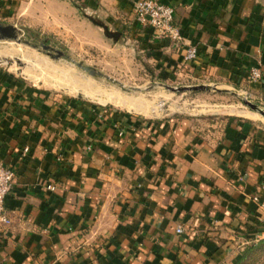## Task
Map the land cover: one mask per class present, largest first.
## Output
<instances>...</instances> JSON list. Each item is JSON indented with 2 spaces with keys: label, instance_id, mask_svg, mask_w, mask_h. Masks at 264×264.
<instances>
[{
  "label": "crops",
  "instance_id": "obj_1",
  "mask_svg": "<svg viewBox=\"0 0 264 264\" xmlns=\"http://www.w3.org/2000/svg\"><path fill=\"white\" fill-rule=\"evenodd\" d=\"M163 1L196 59L140 24L135 0H0V20L17 14L77 32L86 20L125 25L161 77L188 75L264 102V0ZM254 66L260 79L249 76ZM0 162L16 172L0 264H234L264 241L258 121L141 116L0 67Z\"/></svg>",
  "mask_w": 264,
  "mask_h": 264
},
{
  "label": "rangeland",
  "instance_id": "obj_2",
  "mask_svg": "<svg viewBox=\"0 0 264 264\" xmlns=\"http://www.w3.org/2000/svg\"><path fill=\"white\" fill-rule=\"evenodd\" d=\"M95 18L100 23H104L97 16ZM0 22L15 24L20 38V41L15 38L0 39V57L2 58L0 67L16 72L37 88L68 96H80L97 104H105L147 117L189 115L196 117L198 122L205 126H219L232 117L246 118L264 124V119L249 115L257 111H254L244 98L264 107L263 100L249 91L233 86L227 89L197 90L169 88L167 85L180 86L209 82L188 75L161 77L145 51L141 50L138 42L131 38V28L125 25L111 27L102 24V26L86 20L82 29L77 32L72 28L50 29L30 25L27 19L17 14ZM43 44L49 46L44 48ZM9 60H11L10 65ZM86 66L97 73H91L85 68ZM45 76L73 85H75L73 81L75 82L76 76L89 80L99 88V91L94 93L98 99L81 95L68 87L53 84L54 82ZM217 85L224 88V85L220 83ZM113 95L130 99L141 98L150 103L155 111L139 112L119 105L113 99L115 98ZM258 246L261 248L257 251L249 249L244 253L243 258L234 264H264V241L259 242Z\"/></svg>",
  "mask_w": 264,
  "mask_h": 264
},
{
  "label": "built area",
  "instance_id": "obj_3",
  "mask_svg": "<svg viewBox=\"0 0 264 264\" xmlns=\"http://www.w3.org/2000/svg\"><path fill=\"white\" fill-rule=\"evenodd\" d=\"M134 14L136 20L142 25L151 26L160 37H168L176 44H186L184 57L186 60H194L198 56V47L196 44L185 41L180 26L175 22V8L172 4L163 0H135ZM252 80L260 79L263 71L260 66L252 67L250 74ZM29 146L24 147L27 151ZM16 172L14 168L0 162V220L9 223L11 217L6 208V197L13 188ZM55 184H49L48 188L54 189ZM254 199L259 201L264 208V202H261L258 194ZM264 221V220H263ZM178 231H183V226H178Z\"/></svg>",
  "mask_w": 264,
  "mask_h": 264
},
{
  "label": "bare ground",
  "instance_id": "obj_4",
  "mask_svg": "<svg viewBox=\"0 0 264 264\" xmlns=\"http://www.w3.org/2000/svg\"><path fill=\"white\" fill-rule=\"evenodd\" d=\"M57 72H59V71H57ZM45 77L48 78V80L54 82L53 84L60 85L62 87H68L69 89H72L74 91H78V93H81V94H83L85 96H90L93 99H98V98H96L97 96L95 97L94 93L99 91L98 90L99 88L95 84L90 82L89 80H85V79H83L81 77H77L76 76L75 77V82L72 80L73 83L75 84V85H73L72 83H68V82L64 83L60 79L53 80L49 76H45ZM70 77H72V76H70ZM65 81H67V80L65 79ZM69 81H71L70 78H69ZM116 95H118V94H116ZM108 96H109V94H108ZM113 99L117 102V104L125 106V107L130 108V109L138 110L139 112L140 111L141 112H148L149 110L150 111H155V108L152 107L150 105V103H148L147 101H144L141 98L140 99H138V98L130 99V98H126V97L116 96ZM254 111H257V113H254V112L249 113V115L251 117L264 119V113H262L259 110H254Z\"/></svg>",
  "mask_w": 264,
  "mask_h": 264
},
{
  "label": "water",
  "instance_id": "obj_5",
  "mask_svg": "<svg viewBox=\"0 0 264 264\" xmlns=\"http://www.w3.org/2000/svg\"><path fill=\"white\" fill-rule=\"evenodd\" d=\"M4 38H15L17 41H20V38L18 36V32H17V27L15 24L12 23H1L0 22V39H4ZM49 45L47 44H43L44 48H47ZM61 52V51H59ZM51 53V52H50ZM53 54V53H52ZM56 55V54H53ZM2 61V58L0 57V62ZM9 65L11 63V60L8 61ZM86 69H89L88 66L85 67ZM91 73L96 74L97 71L95 70H91ZM169 88H171L172 90H185V89H210V88H216V89H222L217 85H211V84H205V83H201V84H188V85H180V86H175V85H167ZM82 95V94H81ZM244 101L254 110H259L262 113H264V107H262L261 105H259L258 103L248 99V98H244Z\"/></svg>",
  "mask_w": 264,
  "mask_h": 264
}]
</instances>
